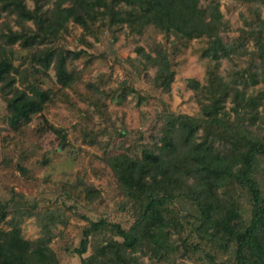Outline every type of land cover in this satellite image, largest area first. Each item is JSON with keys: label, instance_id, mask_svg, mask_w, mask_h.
Here are the masks:
<instances>
[{"label": "trees", "instance_id": "16d2710c", "mask_svg": "<svg viewBox=\"0 0 264 264\" xmlns=\"http://www.w3.org/2000/svg\"><path fill=\"white\" fill-rule=\"evenodd\" d=\"M32 1L33 7L27 0H0V15L14 16L19 26L15 29L9 19L0 22V98L4 105L0 119L6 122L0 126V135L13 131L26 137L34 116L57 95L30 81L28 72L14 64L13 46L18 41L32 49L35 68L47 71L54 64L62 88L74 87L76 75L67 62L74 54L83 53L85 47L73 52L56 45L64 33L70 32L71 22L83 28L82 36L92 34L96 40H101L103 27L125 25L133 36L163 32L181 43L206 35L211 43L205 55L216 60L208 73V84L201 86L191 80V86L209 99V103H202L203 115L164 113L159 141L143 145L141 155L124 151L103 158L136 216L128 229L108 219L92 221L86 217L90 223L84 228L79 254L88 251L89 236L95 233L112 229L123 241L109 239L96 244L82 264H147L143 256L149 253L162 264H173L171 253L178 247L171 237L184 228L172 209L178 199L193 202L199 210L196 221L190 222V233L179 235L184 253L201 251L207 264H264V17L258 13L249 30L241 29L240 39H253L257 46L251 52V64L244 70H232L226 78L220 73L221 60L233 58L231 47L221 35L228 23L220 0H205L206 4L202 0ZM47 42L53 45L43 46ZM83 42L87 40L83 38ZM136 49L147 63L156 66L154 88L170 91L175 71L162 42L152 40L149 52L143 46ZM90 98L99 108V98ZM228 99L233 105L225 110ZM49 128L62 139L58 145L67 146V134L53 124ZM84 140L95 142L86 137ZM21 152L15 161L4 157L2 165L36 179L25 164L27 153ZM48 160L50 157L44 156V164ZM75 189L76 184H66L67 192ZM85 189L86 200L93 201L100 195L93 186ZM245 192L251 206L248 212L240 202ZM43 213L39 201L18 189L12 188L8 198L0 195V264H60L51 245L53 228L60 222L67 224L69 219L62 221V214L55 210ZM33 216L39 220L42 234L27 239L22 224L26 217ZM4 223L9 229L3 227ZM231 248V259L217 260L221 250ZM198 260L203 262L202 257Z\"/></svg>", "mask_w": 264, "mask_h": 264}, {"label": "rangeland", "instance_id": "374dc122", "mask_svg": "<svg viewBox=\"0 0 264 264\" xmlns=\"http://www.w3.org/2000/svg\"><path fill=\"white\" fill-rule=\"evenodd\" d=\"M27 3L34 6L32 0H27ZM202 3L208 1L202 0ZM220 4L228 23L221 35L231 47L233 58H222L220 73L229 78L232 70H244L252 62L251 52L257 46L253 39H240L241 29L249 30L257 21L258 13L264 17V2L220 0ZM8 19L15 29H19L14 16L0 15V22ZM28 25L34 28L32 21ZM69 26L70 32L64 33L56 45L73 52L85 47L83 53L74 54L67 62L69 70L76 75L74 87L62 88L54 64L47 71L40 66L35 68L31 59L32 49L24 48L20 41L13 46L14 64L28 72L30 81L57 95L34 116L26 137L17 136L13 131H3L0 135V195L8 198L12 188L18 189L33 201H39L44 213L55 210L62 214V221L69 219L67 224L60 222L54 226L51 245L60 264H82V259L92 254L96 244L106 243L109 239L123 241L112 229L95 233L89 236L88 251L79 254L77 249L85 238L84 228L90 223L86 217L92 221L108 219L128 229L136 216L132 205L126 204V197L103 158L124 151L131 155L135 151V155H141L143 145L159 141L164 113L203 115L202 103H209V99L203 98L201 92L191 86V80L199 81L201 86L208 84V73L216 60L205 55L211 43L206 35H196L187 43H181L174 35L167 38L163 32L153 34L146 31L143 35L133 36L125 25L123 28L103 27L101 40H96L92 34L82 36L83 28L73 22ZM83 38L87 40L86 44ZM152 40L162 42L173 64L175 76L168 92L154 88L156 66L147 63L136 49L143 46L149 52ZM52 45L47 42L43 46ZM246 50L249 53H245ZM92 96L99 98V108L90 98ZM1 101L0 98V116L4 113ZM232 105L230 99L226 100L225 110H230ZM50 124L67 134V146L58 145L62 139L49 128ZM4 125L6 122L0 119V126ZM87 132L89 135L85 136ZM85 137L95 142L90 144L84 140ZM21 151L27 153L25 164L36 179L22 176L12 166L2 165L4 157L15 161ZM44 156L50 157L45 164ZM66 184H76L77 189L67 192ZM87 186L95 187L100 193L93 201L86 200ZM240 202L248 212L251 208L248 193H243ZM172 209L184 226L181 232L171 237L178 247L171 253L172 263L202 264L207 259L203 253L194 249L191 253H184L179 240V235L190 233V222H195L199 215L198 207L193 202L178 199ZM3 227L9 229L7 223ZM22 231L27 239L41 236L37 217H26ZM220 252L217 260L231 259L234 254L232 248ZM150 254L143 256L147 264H162L159 259H152ZM199 257L203 262L198 260Z\"/></svg>", "mask_w": 264, "mask_h": 264}]
</instances>
